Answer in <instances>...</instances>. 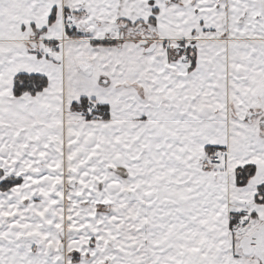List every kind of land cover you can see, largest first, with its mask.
<instances>
[{
    "label": "snow or ice",
    "instance_id": "1",
    "mask_svg": "<svg viewBox=\"0 0 264 264\" xmlns=\"http://www.w3.org/2000/svg\"><path fill=\"white\" fill-rule=\"evenodd\" d=\"M0 264H264V0H0Z\"/></svg>",
    "mask_w": 264,
    "mask_h": 264
}]
</instances>
